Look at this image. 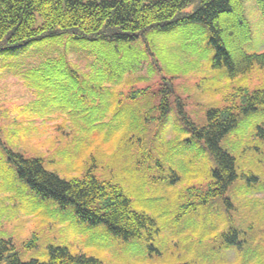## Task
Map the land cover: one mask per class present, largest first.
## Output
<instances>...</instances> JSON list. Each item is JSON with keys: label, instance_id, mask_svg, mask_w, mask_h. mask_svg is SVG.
I'll return each mask as SVG.
<instances>
[{"label": "rangeland", "instance_id": "obj_1", "mask_svg": "<svg viewBox=\"0 0 264 264\" xmlns=\"http://www.w3.org/2000/svg\"><path fill=\"white\" fill-rule=\"evenodd\" d=\"M242 1L251 31L244 50L262 53L264 16L255 0ZM209 39L207 27L188 22L147 32L131 44L50 37L0 51V241L9 242L23 262H46L50 249L66 248L103 264H264V136L254 135L256 126L264 125V113L241 114L222 142L236 158L238 178L216 198L207 196L212 159L200 151L202 143L180 135L167 147L159 145L164 125L168 140L169 129L180 125L174 106L167 121L148 113L145 122L155 100L151 94L170 74L173 98L181 99L199 124L209 109L242 105L240 90L264 89V67L235 79L224 67L214 69ZM62 56L80 75L102 68L108 79L118 76V86L106 82L101 88H115L116 94L91 95L86 89L81 97L58 92L57 82L45 76L24 75ZM79 83L91 87L89 79ZM138 90L145 93L131 98ZM73 115H81V123L72 122ZM100 115L107 127L100 121L78 126ZM14 155L40 159L46 171L65 180L91 173L120 186L132 210L150 217L154 227L124 241L103 225L83 222L74 207L63 209L26 186Z\"/></svg>", "mask_w": 264, "mask_h": 264}, {"label": "trees", "instance_id": "obj_2", "mask_svg": "<svg viewBox=\"0 0 264 264\" xmlns=\"http://www.w3.org/2000/svg\"><path fill=\"white\" fill-rule=\"evenodd\" d=\"M255 1L264 16V0ZM191 7L190 13H184ZM188 22L207 27L209 44L215 50L211 66L214 69L224 67L230 79L252 72L255 66L264 67V52L248 54L244 50V45L251 40V31L242 0H0V51L50 37L60 41L65 38L75 42L90 40L103 44H131L147 32H165ZM162 58L168 60L164 56ZM72 68L67 58L62 56L59 60H47L37 72L30 71L24 75L29 79H45V76L49 82H57L59 89L87 88V85L79 83L80 79L91 80L89 89L103 88L106 82L119 85L118 76L115 80L108 79L110 74H104L102 68L87 79ZM186 69L187 61L181 65V74ZM169 72L172 73L171 70ZM152 73L150 70L149 74ZM174 78L170 74L160 84L159 87L163 88L151 94L155 100H151L150 111L147 108L145 122L151 119L148 113H158L156 120L167 121L174 106L175 118L180 125L169 129L173 134L169 140L165 138L168 126L164 125L159 132L162 136L159 145L167 147L178 141L180 135H187L188 143L192 140L202 143L200 151H206L212 159L207 196L221 197L238 178L236 158L223 148L222 142L236 127L241 114L264 113V89L240 90L244 92L242 105L209 109L204 122L199 124L188 117L181 99L173 98ZM137 93L145 92L133 91L131 98ZM254 135L264 136L263 124L256 126ZM14 156L18 177L26 186L39 197L55 201L63 209L74 207L77 216L91 226L103 225L111 235L127 241L140 238L142 232L155 225L146 214L132 210L131 200L118 185L99 181L91 173L65 180L46 171L40 159ZM0 264L103 263L94 257L73 254L66 248L50 249L46 262H23L9 242L0 241Z\"/></svg>", "mask_w": 264, "mask_h": 264}, {"label": "crops", "instance_id": "obj_3", "mask_svg": "<svg viewBox=\"0 0 264 264\" xmlns=\"http://www.w3.org/2000/svg\"><path fill=\"white\" fill-rule=\"evenodd\" d=\"M96 73H90V74H83V76L84 77H86V78H91V77H93L94 75H95ZM87 88H77V89H73V90H69L68 88H62V89H60V90H58V92H66V93H71L72 91H75L76 92V94L77 95H80L81 97H84V95H85V90H86ZM89 89V88H88ZM112 90L110 91V89H90V94L91 95H100V96H102V95H112V92L113 93H115L116 94V89L115 88H111ZM94 92H98V93H94ZM61 108V107H60ZM59 108V110H58V112L59 113H62L63 111H65V110H63L62 111V109H60ZM67 109V108H66ZM104 118H105V116H99V117H91L90 119H88V120H86V121H83V122H86V124L85 125H81V124H79L78 126L79 127H81V126H83V127H92V126H97L96 124H95V122L96 121H100V123L102 122V120H104ZM81 115H73L72 117H71V121L72 122H80L81 123ZM102 125V127H107L108 126V124L107 123H101Z\"/></svg>", "mask_w": 264, "mask_h": 264}]
</instances>
